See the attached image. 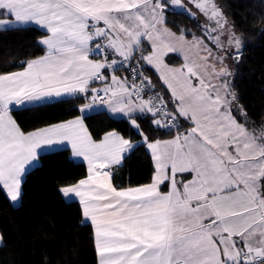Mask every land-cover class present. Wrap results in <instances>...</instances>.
Returning <instances> with one entry per match:
<instances>
[{
    "label": "snow or ice",
    "instance_id": "1",
    "mask_svg": "<svg viewBox=\"0 0 264 264\" xmlns=\"http://www.w3.org/2000/svg\"><path fill=\"white\" fill-rule=\"evenodd\" d=\"M193 2L215 22L217 35L208 37L221 51L219 37L227 32V44L235 49L228 55L238 63L240 37L214 0ZM170 6L187 11L182 0H0V31L35 24L44 32L38 44L45 49L23 63V70L0 74V195L18 201L26 166L38 149L67 143L87 162V175L59 191L79 198L82 216L94 227L98 264H264V132H250L233 115L246 113L233 108L224 56H214L195 36L185 41L183 30L176 36L159 27ZM145 41L148 47L141 50ZM185 47L195 49L192 58L185 55L181 68H170L164 57ZM136 51L138 64L159 71L168 102L158 94L144 99L135 80L151 81L136 68L129 69L131 84L114 75ZM106 70L113 73L111 83ZM95 81L105 86L90 87ZM80 95L90 100L81 113L97 101L106 104L127 116L141 140L133 143L116 131L96 140L80 117L25 133L9 114L13 104ZM141 114H151L156 129L176 134L145 135L137 123ZM181 118L189 124L183 131ZM137 146L150 152L151 182L118 189L111 170Z\"/></svg>",
    "mask_w": 264,
    "mask_h": 264
},
{
    "label": "trees",
    "instance_id": "2",
    "mask_svg": "<svg viewBox=\"0 0 264 264\" xmlns=\"http://www.w3.org/2000/svg\"><path fill=\"white\" fill-rule=\"evenodd\" d=\"M184 0H182L183 2ZM229 18L242 43V57L230 63L232 76L226 77L236 100L233 108H242L245 117L233 111L240 123L257 133L264 131V0H214ZM166 25L176 34L188 39L193 36L208 39L205 23L179 6L165 9ZM19 31H0V74L22 68V64L43 54L44 46L38 41L44 36L35 26L17 27ZM212 45V44H211ZM214 45V44H213ZM134 63L150 77L159 96L168 102L170 92L158 74L144 62ZM166 62L177 65L182 58L166 56ZM141 65H143L141 67ZM117 72L125 73L124 68ZM87 100L66 97L54 101L15 108L12 114L25 132L80 115V106ZM169 108L171 105L169 104ZM93 137L118 131L132 141L141 136L130 126L127 118H115L106 111L84 117ZM151 114L137 119L145 135L165 139L172 136L166 130L156 129ZM181 131L189 126L181 118ZM154 164L146 146H137L125 157L122 166L113 171L116 187L139 186L151 182ZM87 175L83 162L72 159L67 148L42 153L39 164L29 170L23 180V195L19 205L0 195V264H98L94 247L93 227L84 221L82 207L77 201H67L59 189L72 185Z\"/></svg>",
    "mask_w": 264,
    "mask_h": 264
},
{
    "label": "crops",
    "instance_id": "3",
    "mask_svg": "<svg viewBox=\"0 0 264 264\" xmlns=\"http://www.w3.org/2000/svg\"><path fill=\"white\" fill-rule=\"evenodd\" d=\"M25 26H35V27H38V26H36L35 24H28V25H25ZM17 27H24V26H17ZM159 27H162V28H167V29H169L171 32H173L175 35H177V36H179L180 34H176L174 31H172L167 25H166V14H165V21H164V24L163 25H161V26H159ZM39 28V27H38ZM43 38V37H42ZM41 38V39H42ZM186 38V37H185ZM197 38H200V37H197ZM186 39H188V38H186ZM193 39V38H192ZM192 39H188V40H192ZM203 42H204V40L202 39V38H200ZM205 43V42H204ZM206 44V43H205ZM146 47H148V44H147V41H145V43L142 45V48H141V50L143 49V48H146ZM139 52V54H141V51H136L135 53H134V55H138L137 53ZM45 54V52L43 53V54H41V55H39V56H37V57H40V56H42V55H44ZM146 54V53H145ZM169 54H176V55H178V56H180L181 58H182V62L181 63H179V64H177V65H171V64H168L167 62H166V56L167 55H169ZM167 55L164 57V62L170 67V68H175V67H177V66H182L184 63H185V56H184V53L182 54L181 52H179V54L178 53H176V52H168L167 53ZM37 57H35V58H37ZM35 58H33V59H35ZM90 59H102V57H98V56H90ZM108 59L109 60H111V59H117V60H120V59H122L121 57H119L118 55H109V57H108ZM151 68H153L154 69V71L158 74V76L160 77V73H159V71L154 67V66H151V65H149ZM21 70H23V68H20V69H17V70H14V71H12V72H16V71H21ZM110 70H106L105 71V75L106 76H108L109 77V80L107 81L108 83H111V80H110V76L113 74V73H110L109 72ZM7 73H11V72H7ZM114 75H116L117 77H119V78H121V79H124L125 77H127V74H125V73H121V72H117V71H115V73H114ZM161 79V78H160ZM162 80V79H161ZM162 82H163V80H162ZM105 86V83L104 82H101V81H95L94 83H92L91 85H90V87H93V88H103ZM101 95L103 96V93H101ZM66 97H69V96H63V97H59V98H56V97H54V98H51V99H46V100H44V101H40V102H25L24 104H21V105H15V104H13V105H10V111H9V114L12 116V118L15 120V118H14V116H13V114H12V110L13 109H15V108H22V107H25V106H29V105H35V104H39V103H43V102H49V101H54V100H58V99H61V98H66ZM90 102V100H87L85 103H89ZM84 103V104H85ZM84 104H82L81 106H80V108L81 107H83V105ZM99 111H106L110 116H112V117H115V118H127V116H125L123 113H113V112H111V110L108 108V106L106 105V104H101L99 101H97L96 102V104L93 106V108L92 109H89V110H86L85 112H83V113H81L80 112V115L79 116H77V117H80V118H82L83 120H84V123H85V126L88 128V125H87V123H86V121H85V119H84V117L86 116V115H90V114H93V113H95V112H99ZM77 117H73V118H70V119H67V120H72V119H75V118H77ZM128 119V118H127ZM67 120H63V121H60V122H64V121H67ZM16 121V120H15ZM60 122H57V123H60ZM16 123H17V121H16ZM57 123H53V124H57ZM18 124V123H17ZM243 124V123H242ZM49 125H52V124H49ZM18 126H19V124H18ZM46 126H48V125H46ZM20 127V126H19ZM43 127H45V126H42V127H39V128H43ZM246 127V126H245ZM39 128H36V129H34V130H37V129H39ZM133 128V127H132ZM246 128H248V127H246ZM20 129H21V127H20ZM134 129V128H133ZM22 130V129H21ZM34 130H31V131H27V132H25V131H23V132H25V133H28V132H32V131H34ZM88 130H89V132H90V129L88 128ZM135 130V129H134ZM248 130L250 131V132H255L254 130H252V129H250V128H248ZM136 131V130H135ZM109 132H111V131H109ZM116 132H118V131H116ZM264 132V131H263ZM106 133H108V132H106ZM105 133V134H106ZM119 134H121L120 132H118ZM256 133V135H260L261 133H257V132H255ZM90 134L92 135V133L90 132ZM104 134V135H105ZM176 134V132L173 134V135H175ZM103 135V136H104ZM122 135V134H121ZM93 136V135H92ZM103 136L102 137H100V138H98V139H96V138H94V139H96V140H99V139H102L103 138ZM124 136V135H123ZM125 137V136H124ZM125 138H127V137H125ZM172 138V136H170V137H168V138H165V139H171ZM128 139H130V138H128ZM131 140V139H130ZM133 143H136V142H134V141H132ZM63 148H67V149H69L70 150V153H71V156H72V159L73 160H75V161H79V162H83V163H85L86 164V167H87V162L86 161H84L83 160V158L82 157H77V156H74L73 155V153H72V150H71V145L70 144H67V143H62V144H55V145H51V146H43L42 147V149H38V151H37V159L35 160V161H33V162H31V165L30 166H26V171H25V173H24V175H23V178H22V184H23V180H24V178H25V175H26V173L29 171V170H31L32 168H34L35 166H37L38 164H39V156L42 154V153H45V152H49V151H54V150H57V149H63ZM148 151V150H147ZM149 152V151H148ZM149 154H150V152H149ZM128 155V153H126L125 154V157ZM125 157H124V159H125ZM124 159L122 160V163L124 162ZM154 164V163H153ZM117 167H119V166H114L113 168H112V183H113V186H115L116 187V185L114 184V181H113V171L117 168ZM86 177V176H85ZM84 177V178H85ZM180 179H182V176L180 175V174H177V180L179 181ZM144 185V184H143ZM68 186H71V185H68ZM139 186H141V185H139ZM63 187H66V186H63ZM131 187H137V186H131ZM62 188V187H61ZM118 188V187H117ZM124 188H128V187H124ZM118 189H120V188H118ZM162 190L163 191H167V189H165V188H163V186H162ZM63 195V194H62ZM70 196H71V198H68V197H64L67 201H77V202H79V198L78 197H74V195H72V194H70ZM20 201H21V198L18 200V201H16V202H11L14 206H17V205H19V203H20ZM82 207V206H81ZM83 219H84V221L85 222H87V223H90V221L89 220H86L84 217H83ZM91 224V223H90ZM93 227V226H92ZM93 233H94V227H93ZM0 236H2L1 235V233H0ZM2 244V241H0V245Z\"/></svg>",
    "mask_w": 264,
    "mask_h": 264
},
{
    "label": "rangeland",
    "instance_id": "4",
    "mask_svg": "<svg viewBox=\"0 0 264 264\" xmlns=\"http://www.w3.org/2000/svg\"><path fill=\"white\" fill-rule=\"evenodd\" d=\"M184 5H186L187 7V11L190 12L192 15L198 17L202 23H205L207 25V27L209 28L208 29V32L207 34L209 33H212V35H217V33L215 32H212V28L215 26V22L213 20H209L204 14H202L201 12H199L195 6H194V2L193 0H184L182 2ZM184 9V8H183ZM220 9V8H219ZM221 10V9H220ZM222 12V11H221ZM223 13V12H222ZM224 17L226 18V20L228 21V26L231 27V30L237 35L239 36V34L233 29V25L232 23L230 22L229 18L223 13ZM177 36V35H176ZM220 40L224 43L225 45V48L223 51H221L219 48L216 47V43L215 41L211 40L209 37L208 39L210 40L211 44L207 43V42H203V44L212 51L213 55L214 56H217V55H220V56H224V62L225 64L228 66V69L229 71H231V67H230V63H232V56L228 55L229 52H234L235 49H234V46H229L227 44V32H224L223 34L220 35ZM185 41H192V40H188L185 38ZM214 44V45H213ZM179 52H181L182 54L184 53V56L185 55H189L190 58H192V56L194 55L195 53V49H192V50H189L187 47H185L183 49V51H176V53L179 54ZM173 53V52H172ZM184 65V64H183ZM182 65V66H183ZM182 66H177L175 68H181Z\"/></svg>",
    "mask_w": 264,
    "mask_h": 264
},
{
    "label": "built area",
    "instance_id": "5",
    "mask_svg": "<svg viewBox=\"0 0 264 264\" xmlns=\"http://www.w3.org/2000/svg\"><path fill=\"white\" fill-rule=\"evenodd\" d=\"M137 54H138V55H134V57L132 58L130 64H129V63H125V66L123 67V68L126 70V74H127V78H128V83H129V84L133 83L132 73H131V71L129 70L130 68H136L137 71L142 72L141 69L137 66V64L134 63V60H135L136 58H139V56H140L139 52H138ZM109 72L112 73L111 70H110ZM142 75H143L144 77H146L147 80L151 81L150 77H148L147 75H145L143 72H142ZM135 83H136L138 86H142V87L144 88V91H143V93H142L144 99H149L150 97H151V98H154L155 95L158 94V93L156 92L155 87H154V85L152 84V82H151L150 85H141V81H140V79L137 78V79L135 80ZM165 102H166V101H165ZM173 130L175 131V129H173ZM175 132H176V131H175Z\"/></svg>",
    "mask_w": 264,
    "mask_h": 264
}]
</instances>
